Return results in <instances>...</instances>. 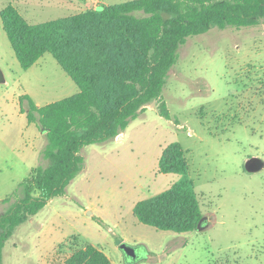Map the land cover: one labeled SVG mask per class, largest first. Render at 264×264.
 <instances>
[{"label": "rangeland", "instance_id": "374dc122", "mask_svg": "<svg viewBox=\"0 0 264 264\" xmlns=\"http://www.w3.org/2000/svg\"><path fill=\"white\" fill-rule=\"evenodd\" d=\"M127 0H0L31 24ZM160 99L144 105L114 139L82 149L80 173L61 196L18 225L0 264H63L94 245L112 264H264V22L210 28L179 46ZM0 215L31 169L46 166V137L26 118L71 96L77 85L49 52L22 69L0 19ZM165 102L170 118L160 115ZM178 142L203 214L199 229L175 233L140 223L133 205L174 183L159 172L162 149ZM254 166L246 168V161ZM10 197L8 201L4 198ZM136 247L124 259L119 244Z\"/></svg>", "mask_w": 264, "mask_h": 264}, {"label": "trees", "instance_id": "16d2710c", "mask_svg": "<svg viewBox=\"0 0 264 264\" xmlns=\"http://www.w3.org/2000/svg\"><path fill=\"white\" fill-rule=\"evenodd\" d=\"M2 28L22 69L49 52L78 91L38 106L29 96L26 118L44 131L46 166L31 169L16 200L0 215L2 248L14 229L61 196L80 173L84 147L116 138L144 105L161 97L177 50L210 28L264 22V0H127L31 24L11 3L0 11ZM160 115L170 118L165 102ZM159 172L178 174L165 190L137 201L136 219L158 230L185 233L203 217L185 150L176 141L161 151ZM6 197L3 201H8ZM63 264H112L94 245L70 253Z\"/></svg>", "mask_w": 264, "mask_h": 264}, {"label": "water", "instance_id": "95a60500", "mask_svg": "<svg viewBox=\"0 0 264 264\" xmlns=\"http://www.w3.org/2000/svg\"><path fill=\"white\" fill-rule=\"evenodd\" d=\"M5 82H6V79L4 77V73H3L2 69L0 68V83H5ZM118 137H119V135H118ZM254 162H255L254 159L247 160L246 164H245L246 168L249 169L252 166H254ZM203 219H204L203 217L200 219V221L197 225V229L200 228V225L203 222ZM119 249L122 252L124 259H129L130 262H134L136 260V255H137L136 247L131 246L125 242H121L119 244Z\"/></svg>", "mask_w": 264, "mask_h": 264}, {"label": "crops", "instance_id": "0c3cea01", "mask_svg": "<svg viewBox=\"0 0 264 264\" xmlns=\"http://www.w3.org/2000/svg\"><path fill=\"white\" fill-rule=\"evenodd\" d=\"M103 251V250H102ZM104 252V251H103ZM105 253V252H104ZM106 254V253H105ZM112 262V261H111Z\"/></svg>", "mask_w": 264, "mask_h": 264}, {"label": "flooded vegetation", "instance_id": "af4514ba", "mask_svg": "<svg viewBox=\"0 0 264 264\" xmlns=\"http://www.w3.org/2000/svg\"><path fill=\"white\" fill-rule=\"evenodd\" d=\"M137 256V255H136Z\"/></svg>", "mask_w": 264, "mask_h": 264}]
</instances>
